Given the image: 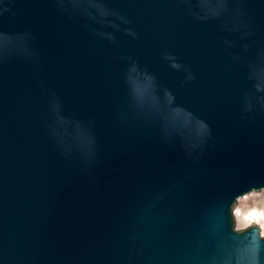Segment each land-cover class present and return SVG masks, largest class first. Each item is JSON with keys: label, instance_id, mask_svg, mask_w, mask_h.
I'll list each match as a JSON object with an SVG mask.
<instances>
[{"label": "water", "instance_id": "obj_1", "mask_svg": "<svg viewBox=\"0 0 264 264\" xmlns=\"http://www.w3.org/2000/svg\"><path fill=\"white\" fill-rule=\"evenodd\" d=\"M264 0H0V264H264Z\"/></svg>", "mask_w": 264, "mask_h": 264}, {"label": "rangeland", "instance_id": "obj_2", "mask_svg": "<svg viewBox=\"0 0 264 264\" xmlns=\"http://www.w3.org/2000/svg\"><path fill=\"white\" fill-rule=\"evenodd\" d=\"M236 209L241 210L243 213L254 212L253 210L261 213L263 211L262 209H264V192L245 196L239 201ZM236 209H234L233 213L237 212ZM254 225L260 228V235L264 237V217H261L258 222H249L246 219L236 218L234 216L236 230H243Z\"/></svg>", "mask_w": 264, "mask_h": 264}, {"label": "bare ground", "instance_id": "obj_3", "mask_svg": "<svg viewBox=\"0 0 264 264\" xmlns=\"http://www.w3.org/2000/svg\"><path fill=\"white\" fill-rule=\"evenodd\" d=\"M239 201H238V203H239ZM237 206H238V204H237ZM236 207H235V209H236ZM262 210L263 211L261 213H258V211H255V210H253L254 212L243 213L241 210L236 209L237 212L234 213V216L236 218L246 219L249 222H258L261 217H264V209H262Z\"/></svg>", "mask_w": 264, "mask_h": 264}]
</instances>
